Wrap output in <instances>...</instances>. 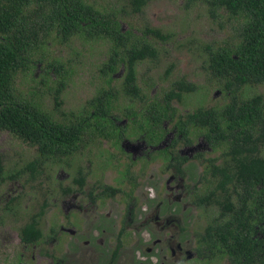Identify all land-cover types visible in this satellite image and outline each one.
Instances as JSON below:
<instances>
[{
    "label": "rangeland",
    "instance_id": "374dc122",
    "mask_svg": "<svg viewBox=\"0 0 264 264\" xmlns=\"http://www.w3.org/2000/svg\"><path fill=\"white\" fill-rule=\"evenodd\" d=\"M86 1L116 14L128 46L148 40L158 49L157 57L137 65L138 85L146 98L161 103L172 84L185 79L196 90L172 102L177 115L198 107H222L230 100L231 92L212 76L207 60L210 49L237 43L241 17L226 9L213 17L203 2L187 4V0H150L139 12L127 0ZM33 10L28 7L26 12ZM148 28L167 38L148 34ZM112 47L108 39L81 34L62 40L53 30L31 48L26 67L16 74L20 100L39 103L61 122L88 117L93 97L103 89L121 87L123 65L112 78L100 72ZM60 78L65 86L56 99ZM238 94L264 95V84L244 85ZM116 103L109 115L115 125L109 127L111 136L90 127L80 148L61 158L42 156L35 145L0 130L3 169L16 175L0 184V264L227 263L223 256L207 255L206 245L198 240L220 206L193 203L194 193H204L211 182L204 175L208 163L196 156L215 157L221 151L213 150L201 131L191 133L189 142L184 139L170 148L178 136L172 121L155 124L149 135L148 121L142 116L146 101L120 93ZM156 130L163 135L158 137ZM177 154L187 161L175 159ZM33 161L35 170L28 168ZM81 176L83 186L76 180ZM36 216L44 236L24 243L21 228ZM263 236V230L256 234ZM118 243L122 248L117 261L112 255Z\"/></svg>",
    "mask_w": 264,
    "mask_h": 264
},
{
    "label": "trees",
    "instance_id": "16d2710c",
    "mask_svg": "<svg viewBox=\"0 0 264 264\" xmlns=\"http://www.w3.org/2000/svg\"><path fill=\"white\" fill-rule=\"evenodd\" d=\"M127 1L134 12H139L150 0ZM197 2L206 4L213 17L220 9H226L243 20L237 43L210 49L207 60L212 76L231 95L222 107H198L177 115L172 102L195 91L196 85L179 79L165 92L163 102L146 98L138 85L137 65L157 57L158 49L148 40H137L128 46V37L122 32L115 13L86 0H0V130L35 145L42 156L61 158L80 148L82 137L90 127L102 136H111L109 127L115 125L109 115L117 107L120 93L146 101L142 116L148 121L145 129L149 135L155 124L169 119L178 135L170 148L174 149L184 139L189 142L191 133L201 131L210 147L221 151L215 157L196 156L208 163L204 175L211 179L207 193L198 194L196 203L220 206L219 214L199 234L198 240L206 245L207 255L227 256L229 264H264V236L256 237L259 230L264 231L261 224L264 221V156L261 154L264 95L243 98L238 94L244 85L264 84V0H187V4ZM28 7L34 8L33 14L26 12ZM53 30L62 40L81 34L112 41V53L102 64L101 75L112 78L120 65L125 68L120 89L100 91L90 100L91 114L76 122L57 120L39 103L20 100L16 90L15 77L26 67V54ZM147 33L167 38L158 29L148 28ZM55 70L61 72L59 66ZM57 82L56 99L65 86V79ZM106 122L110 125L106 126ZM156 135L160 137L163 133L156 130ZM176 157L188 159L179 154ZM28 168L35 170L36 162H30ZM13 178L16 175L6 174L0 159V184ZM76 180L83 186L85 177ZM114 192L112 189L111 193ZM39 216L21 228L22 242L29 244L43 238Z\"/></svg>",
    "mask_w": 264,
    "mask_h": 264
},
{
    "label": "flooded vegetation",
    "instance_id": "af4514ba",
    "mask_svg": "<svg viewBox=\"0 0 264 264\" xmlns=\"http://www.w3.org/2000/svg\"><path fill=\"white\" fill-rule=\"evenodd\" d=\"M112 189H114V188H111V191H112ZM115 193V192H114ZM205 193H207V190L204 192V193H202V194H205ZM198 194H201V192H195L194 193V196H193V203L197 206V207H208L209 205H207V204H204L203 206L201 205H198L197 203H196V199L198 198ZM121 233H123V230L120 232V234ZM121 248H122V244L121 243H118L117 244V246H116V248H115V250L113 251V255H112V258L114 259V260H119V256H120V250H121ZM225 258L227 259V263L226 264H229V259L227 258V256H225ZM116 261V262H117ZM104 264H106V263H104Z\"/></svg>",
    "mask_w": 264,
    "mask_h": 264
}]
</instances>
